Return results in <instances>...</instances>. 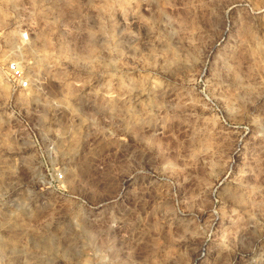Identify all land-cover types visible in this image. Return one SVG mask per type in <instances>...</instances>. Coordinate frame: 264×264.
<instances>
[{"label":"rangeland","instance_id":"obj_1","mask_svg":"<svg viewBox=\"0 0 264 264\" xmlns=\"http://www.w3.org/2000/svg\"><path fill=\"white\" fill-rule=\"evenodd\" d=\"M0 264H264V0H0Z\"/></svg>","mask_w":264,"mask_h":264},{"label":"built area","instance_id":"obj_2","mask_svg":"<svg viewBox=\"0 0 264 264\" xmlns=\"http://www.w3.org/2000/svg\"><path fill=\"white\" fill-rule=\"evenodd\" d=\"M7 77L11 81L15 88L19 90L29 89V78L25 77L23 70L17 63H11L6 69Z\"/></svg>","mask_w":264,"mask_h":264}]
</instances>
